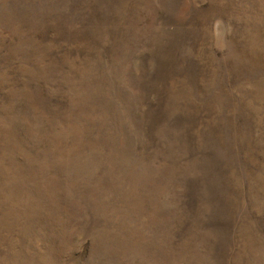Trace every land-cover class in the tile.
<instances>
[{"label": "rangeland", "instance_id": "374dc122", "mask_svg": "<svg viewBox=\"0 0 264 264\" xmlns=\"http://www.w3.org/2000/svg\"><path fill=\"white\" fill-rule=\"evenodd\" d=\"M0 264H264V0H0Z\"/></svg>", "mask_w": 264, "mask_h": 264}]
</instances>
